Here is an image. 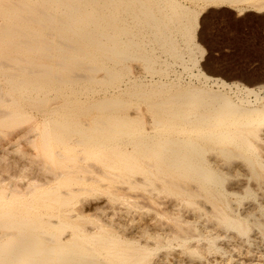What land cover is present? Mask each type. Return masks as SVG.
<instances>
[{
	"label": "bare ground",
	"instance_id": "1",
	"mask_svg": "<svg viewBox=\"0 0 264 264\" xmlns=\"http://www.w3.org/2000/svg\"><path fill=\"white\" fill-rule=\"evenodd\" d=\"M223 2L264 8L0 0V264H168L163 251L178 247L220 252L219 231L182 207L264 240V209L235 207L255 192L228 187L242 174L264 189V99H251L264 85L208 77L195 55L196 6ZM185 52L198 84L173 72ZM144 208L152 223L135 216Z\"/></svg>",
	"mask_w": 264,
	"mask_h": 264
},
{
	"label": "rangeland",
	"instance_id": "2",
	"mask_svg": "<svg viewBox=\"0 0 264 264\" xmlns=\"http://www.w3.org/2000/svg\"><path fill=\"white\" fill-rule=\"evenodd\" d=\"M184 3L187 6H195L191 1H184ZM196 7L200 15L196 27L198 45L195 55L199 60V67L202 72L208 77L220 78L229 83H242L258 91L259 86L264 85V8L253 7L248 2L239 4L229 2L200 3ZM163 57H166L165 54H161V60H166L167 57ZM169 60L174 61L171 58ZM184 65L192 66L194 74H198V68L193 66L189 53L185 52L184 60L173 66V72L178 73L181 77L180 82L183 84L185 82L200 83L195 76H191V73L184 69ZM210 85L214 89H218V86L213 82ZM260 93L263 97L261 95L258 99L255 96L251 97L253 103L258 104V101H263L264 90L262 89ZM242 170V173H247L244 166H242ZM248 186L255 192L256 199H245L242 204L235 205V207L237 206L243 212L254 208L255 212L261 215L258 210L264 209V189L255 186V183L242 174L228 182L229 189L237 192V194H241ZM233 201L235 203V199ZM98 204L107 205V199L104 198V200L93 203L94 206ZM179 208L181 207L178 205ZM109 209V212H113L112 209ZM181 210L184 212V217L189 221L199 222L201 227L208 225L207 229L214 233L217 229L220 233L219 244H221L222 249L220 252H212L213 254L210 253L203 258L192 256L180 247L175 250L163 251L164 254L168 252L165 255V261L168 264H264L263 233L257 228L253 229L251 241H248L246 237L236 235L232 230L224 231L211 223H206L204 218H197L194 212L188 208L182 207ZM134 214L137 219L143 214L142 223L145 221L153 222L151 220L154 214L152 210L144 208ZM261 218L264 219V215ZM235 235L236 237H234ZM192 243L196 244V240H193Z\"/></svg>",
	"mask_w": 264,
	"mask_h": 264
}]
</instances>
